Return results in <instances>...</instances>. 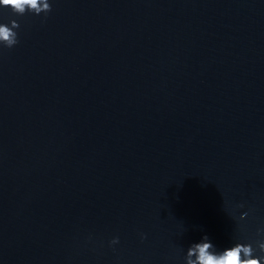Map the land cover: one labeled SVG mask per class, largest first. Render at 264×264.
Wrapping results in <instances>:
<instances>
[{"label": "water", "instance_id": "obj_1", "mask_svg": "<svg viewBox=\"0 0 264 264\" xmlns=\"http://www.w3.org/2000/svg\"><path fill=\"white\" fill-rule=\"evenodd\" d=\"M50 3L0 7L19 22L0 48V264H185L205 233L259 239L264 0Z\"/></svg>", "mask_w": 264, "mask_h": 264}, {"label": "clouds", "instance_id": "obj_2", "mask_svg": "<svg viewBox=\"0 0 264 264\" xmlns=\"http://www.w3.org/2000/svg\"><path fill=\"white\" fill-rule=\"evenodd\" d=\"M0 7L16 15H23L26 11L47 14L51 10V3L50 0H0ZM18 28L19 22L16 19L0 22V48H11L18 43ZM257 234L260 238L255 241L237 240L231 246L221 249L205 233L199 241L188 246L185 264H264V235H261L264 234V226L257 229ZM118 243V236L109 241L110 246Z\"/></svg>", "mask_w": 264, "mask_h": 264}]
</instances>
